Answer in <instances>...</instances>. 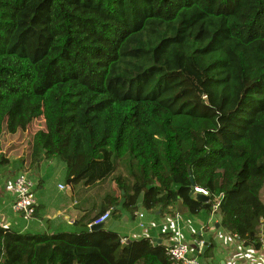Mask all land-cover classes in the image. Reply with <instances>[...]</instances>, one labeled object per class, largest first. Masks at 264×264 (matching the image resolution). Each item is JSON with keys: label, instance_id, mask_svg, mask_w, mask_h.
Wrapping results in <instances>:
<instances>
[{"label": "trees", "instance_id": "trees-1", "mask_svg": "<svg viewBox=\"0 0 264 264\" xmlns=\"http://www.w3.org/2000/svg\"><path fill=\"white\" fill-rule=\"evenodd\" d=\"M13 143L18 173L43 156L72 189L110 191L70 231L0 224V264H174L156 229L89 225L110 211L138 226L180 200L264 247V0H0V148Z\"/></svg>", "mask_w": 264, "mask_h": 264}, {"label": "crops", "instance_id": "crops-1", "mask_svg": "<svg viewBox=\"0 0 264 264\" xmlns=\"http://www.w3.org/2000/svg\"><path fill=\"white\" fill-rule=\"evenodd\" d=\"M8 147V149H7ZM8 151L10 164L0 166V224L6 228H16L23 224L22 217L15 213L12 205L14 196L11 191V186L18 175L16 167L12 164L13 161L27 157V148L23 149L15 143L4 145L0 148V153ZM28 166L26 172L36 181V195L38 201L36 220L24 227L22 231L36 228H41L47 232L57 230H73L74 226L79 221L88 219H80L88 212L93 215V207L95 204L100 205L101 198L110 191V185L104 184L92 189L77 188L72 189L65 182V167L61 162L56 160H48L43 156L34 164H25ZM26 168L23 166L22 169ZM60 186H64L61 188ZM185 207V206H184ZM177 211V209H176ZM171 213L164 217L152 216L148 212L141 211L142 217L138 220L144 221L147 228L142 230L134 224V221L120 220L118 227L122 234H129L132 237L140 235H148V229L154 230L155 239H160L163 244L170 246L173 242L180 239L187 243L193 249L197 242L203 241L200 236H211L215 242L213 256L208 259L210 264H263L262 256L264 247L256 249L253 246H245L244 241L229 234L219 225V216L212 214L206 224H203L199 219H187L182 215L175 217ZM187 209L185 207V213ZM184 213V214H185ZM157 215L160 211H157ZM114 218V217H113ZM116 220V219H114ZM124 222V224H122ZM31 225L33 226L31 228ZM163 227V232L160 228ZM167 230H173L174 236L170 240L162 238V233ZM180 231V235L177 231ZM264 233V226L260 227L259 234ZM262 241V240H261ZM204 245H207L205 242Z\"/></svg>", "mask_w": 264, "mask_h": 264}, {"label": "built area", "instance_id": "built-area-1", "mask_svg": "<svg viewBox=\"0 0 264 264\" xmlns=\"http://www.w3.org/2000/svg\"><path fill=\"white\" fill-rule=\"evenodd\" d=\"M36 186V181L26 171L18 173L11 186V191L14 196L12 208L14 212L19 214L26 223L36 219L35 213L38 207ZM60 187L64 188V186ZM194 192L202 193L203 195L208 196V191L203 188L196 187ZM215 207L217 208V205ZM109 216H111L110 211H107L98 219L93 221L89 226L91 227L92 224L100 223L106 220ZM141 217L142 214H140V218ZM138 226L143 228L145 226L144 221L140 220ZM177 234L180 235L179 230L177 231ZM125 241L126 239L122 240V242ZM196 246L197 248L193 249V247L178 239L167 247L166 252L174 264H201L194 250L200 252L204 246V242H197ZM262 263L264 264V254L262 256Z\"/></svg>", "mask_w": 264, "mask_h": 264}, {"label": "water", "instance_id": "water-1", "mask_svg": "<svg viewBox=\"0 0 264 264\" xmlns=\"http://www.w3.org/2000/svg\"><path fill=\"white\" fill-rule=\"evenodd\" d=\"M191 182L194 184L193 178L191 177ZM193 198L200 201V202H208L210 200L209 196L203 195L202 193L198 192H192ZM185 213V207L182 203V201H178L177 205V211L176 214H173L175 217L176 215H183ZM127 217H124L123 220H127ZM121 221L120 220H114L112 216H109L106 220L100 222V223H95L91 225V230H100V229H107V230H114L120 225ZM259 237L262 239V242L264 243V233L259 234ZM162 241L160 239H155V243H161ZM125 246V243L123 244L122 247ZM194 248H197L195 246Z\"/></svg>", "mask_w": 264, "mask_h": 264}, {"label": "rangeland", "instance_id": "rangeland-1", "mask_svg": "<svg viewBox=\"0 0 264 264\" xmlns=\"http://www.w3.org/2000/svg\"><path fill=\"white\" fill-rule=\"evenodd\" d=\"M37 125L39 126V122H37ZM262 198L264 199V189L262 191ZM113 217V215H111Z\"/></svg>", "mask_w": 264, "mask_h": 264}]
</instances>
